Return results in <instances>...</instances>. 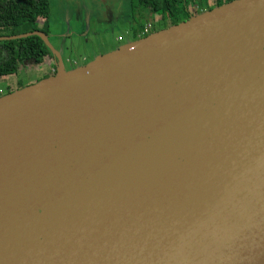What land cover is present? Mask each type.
<instances>
[{"label":"water","instance_id":"obj_1","mask_svg":"<svg viewBox=\"0 0 264 264\" xmlns=\"http://www.w3.org/2000/svg\"><path fill=\"white\" fill-rule=\"evenodd\" d=\"M0 98V264H264V0H235Z\"/></svg>","mask_w":264,"mask_h":264},{"label":"rangeland","instance_id":"obj_2","mask_svg":"<svg viewBox=\"0 0 264 264\" xmlns=\"http://www.w3.org/2000/svg\"><path fill=\"white\" fill-rule=\"evenodd\" d=\"M127 6L128 0H50L48 40L62 56L65 72L75 71L138 41L139 30L149 24L155 27L156 32L164 28L160 15L153 13L149 16L144 14L135 21L132 17L133 23L126 20V16L132 13ZM117 11H121V16L117 15ZM60 72L58 67L57 75ZM53 76L46 63L42 66L24 64L16 75L0 80V88L13 93Z\"/></svg>","mask_w":264,"mask_h":264},{"label":"trees","instance_id":"obj_3","mask_svg":"<svg viewBox=\"0 0 264 264\" xmlns=\"http://www.w3.org/2000/svg\"><path fill=\"white\" fill-rule=\"evenodd\" d=\"M232 1L235 0H131V6L136 19L148 13L160 15L164 27L158 30L161 31ZM50 13V0H0V37L34 32L48 36ZM145 30L143 27L139 31L144 32L140 39L156 32L155 27L147 33ZM53 58L38 36L0 41V79L17 74L19 64L24 61L41 65Z\"/></svg>","mask_w":264,"mask_h":264},{"label":"flooded vegetation","instance_id":"obj_4","mask_svg":"<svg viewBox=\"0 0 264 264\" xmlns=\"http://www.w3.org/2000/svg\"><path fill=\"white\" fill-rule=\"evenodd\" d=\"M128 8H130V11L132 10V13H130L129 15H127L126 16V18L128 17V19H126V20H130L132 23L135 21V16H134V13H133V8H132V6H131V0H128V6H127ZM121 10H123V7L121 8ZM121 11H117V15H119V16H121ZM149 15H151V13H148V16ZM131 17V18H130ZM132 17L134 18V21L132 20ZM123 21H124V19H122ZM129 21V22H130ZM153 27L154 26H152V25H147L146 26V30H145V33H147L148 31H151V30H149V29H153ZM147 28H148V30H147ZM140 31V30H139ZM143 34H144V32H139L138 33V35H137V37H139V38H141V36H143ZM60 54V53H59ZM54 56V55H53ZM62 57V56H61ZM45 61H47V62H45L46 64H48L49 65V67H50V69L52 70V73L54 74V75H56L57 74V68L58 67H60L59 66V63H58V60H57V58H56V56H54V58H53V60H52V62L50 61V59H48V60H45ZM62 61H63V64H64V67H63V69H65V62H64V60H63V58H62ZM29 63H33L34 65H38V64H36L35 62H33V61H24V62H22V63H20L19 64V67H18V70H19V68H20V66L21 65H24V64H29ZM44 64V63H43ZM43 64H41V65H39V66H42ZM18 73V72H17ZM16 75V74H15ZM11 76H13V75H11ZM9 77V76H8ZM13 84V82L11 83V85ZM19 86V85H18ZM2 89V88H1ZM3 90V89H2ZM9 90H13V89H9ZM11 92H9V91H5V90H3V94H2V96H5L6 94H10Z\"/></svg>","mask_w":264,"mask_h":264},{"label":"built area","instance_id":"obj_5","mask_svg":"<svg viewBox=\"0 0 264 264\" xmlns=\"http://www.w3.org/2000/svg\"><path fill=\"white\" fill-rule=\"evenodd\" d=\"M3 94V90L0 88V95H2Z\"/></svg>","mask_w":264,"mask_h":264},{"label":"crops","instance_id":"obj_6","mask_svg":"<svg viewBox=\"0 0 264 264\" xmlns=\"http://www.w3.org/2000/svg\"><path fill=\"white\" fill-rule=\"evenodd\" d=\"M5 78V77H4ZM3 78H1L0 80H2ZM14 93V92H13ZM3 97V96H2ZM1 98V97H0Z\"/></svg>","mask_w":264,"mask_h":264}]
</instances>
